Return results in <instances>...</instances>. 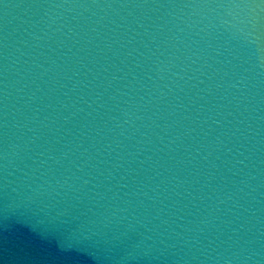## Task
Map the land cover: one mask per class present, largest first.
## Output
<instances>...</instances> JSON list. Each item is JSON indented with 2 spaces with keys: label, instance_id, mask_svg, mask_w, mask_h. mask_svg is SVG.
<instances>
[{
  "label": "water",
  "instance_id": "water-1",
  "mask_svg": "<svg viewBox=\"0 0 264 264\" xmlns=\"http://www.w3.org/2000/svg\"><path fill=\"white\" fill-rule=\"evenodd\" d=\"M0 264H264V0H0Z\"/></svg>",
  "mask_w": 264,
  "mask_h": 264
}]
</instances>
